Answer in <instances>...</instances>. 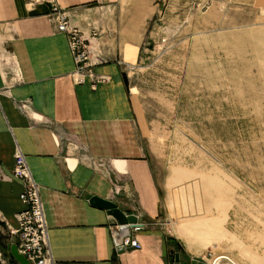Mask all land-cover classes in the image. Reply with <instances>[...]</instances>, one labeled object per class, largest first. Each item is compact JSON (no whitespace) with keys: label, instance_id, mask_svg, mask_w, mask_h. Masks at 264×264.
Instances as JSON below:
<instances>
[{"label":"crops","instance_id":"1","mask_svg":"<svg viewBox=\"0 0 264 264\" xmlns=\"http://www.w3.org/2000/svg\"><path fill=\"white\" fill-rule=\"evenodd\" d=\"M56 1L84 37L96 80L75 73L66 34L47 3L0 0V264H18L6 249L24 206L22 183L11 174L15 149L38 188L53 264H172L174 253L179 264H191L194 244L164 230L162 186L120 66L125 47L140 44V24L114 21L119 0ZM251 1L264 14V0ZM92 195L135 215L140 227L129 232L138 247L114 249L116 222L89 202Z\"/></svg>","mask_w":264,"mask_h":264},{"label":"rangeland","instance_id":"2","mask_svg":"<svg viewBox=\"0 0 264 264\" xmlns=\"http://www.w3.org/2000/svg\"><path fill=\"white\" fill-rule=\"evenodd\" d=\"M112 15L141 28L120 66L165 232L194 244L191 264H264V14L251 0H119Z\"/></svg>","mask_w":264,"mask_h":264},{"label":"built area","instance_id":"3","mask_svg":"<svg viewBox=\"0 0 264 264\" xmlns=\"http://www.w3.org/2000/svg\"><path fill=\"white\" fill-rule=\"evenodd\" d=\"M35 1L48 4L47 14L53 19L56 29L64 31L66 34L68 46L75 63V73L78 75L86 73L91 77L93 85L96 77L89 67L91 63L87 57L86 41L75 26L68 24L67 14L63 6L59 5L56 0ZM11 174L22 183L18 197L24 204L16 213V227L9 228L11 240L17 252L22 254L31 264H53L47 242L46 225L38 188L19 149H15L13 154ZM131 227L138 229L140 225L135 223ZM120 244L122 249L139 246L138 240L131 232L122 236ZM114 249L118 250L116 244H114Z\"/></svg>","mask_w":264,"mask_h":264},{"label":"water","instance_id":"4","mask_svg":"<svg viewBox=\"0 0 264 264\" xmlns=\"http://www.w3.org/2000/svg\"><path fill=\"white\" fill-rule=\"evenodd\" d=\"M89 202L94 205L106 208L108 213L113 217L116 222V227L112 234L113 243L116 244L118 250H121V238L124 235L129 234V229L131 225L135 224L136 218L135 215L131 213H123L118 207L114 205V203L108 199H103L97 196H90ZM6 249L8 250V256L12 259H15L18 264H31L28 262L25 257L17 252L14 243H6ZM221 260V261H220ZM172 264H179L177 260V253H174V260ZM214 264H230L229 261L225 257H221L219 260H216Z\"/></svg>","mask_w":264,"mask_h":264},{"label":"bare ground","instance_id":"5","mask_svg":"<svg viewBox=\"0 0 264 264\" xmlns=\"http://www.w3.org/2000/svg\"><path fill=\"white\" fill-rule=\"evenodd\" d=\"M76 75V74H75ZM213 220V219H212ZM212 222V221H211ZM213 222H215V221H213ZM212 224H214V223H212ZM216 224V223H215ZM212 227V226H211ZM221 257H225L227 260H229V261H231L232 262V264H234L235 262H233L229 257H227V256H224V255H219V256H217V257H215L214 258V260L210 263V264H214V262L216 261V260H219ZM236 264V263H235Z\"/></svg>","mask_w":264,"mask_h":264},{"label":"trees","instance_id":"6","mask_svg":"<svg viewBox=\"0 0 264 264\" xmlns=\"http://www.w3.org/2000/svg\"><path fill=\"white\" fill-rule=\"evenodd\" d=\"M2 240V241H1ZM0 247L4 250L5 249V244H4V239H0Z\"/></svg>","mask_w":264,"mask_h":264}]
</instances>
